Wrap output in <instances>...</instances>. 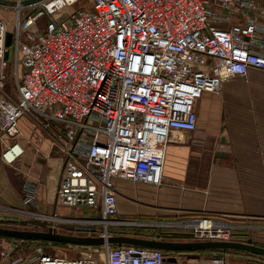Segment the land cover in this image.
I'll list each match as a JSON object with an SVG mask.
<instances>
[{
  "label": "built area",
  "instance_id": "2783aa9c",
  "mask_svg": "<svg viewBox=\"0 0 264 264\" xmlns=\"http://www.w3.org/2000/svg\"><path fill=\"white\" fill-rule=\"evenodd\" d=\"M81 1L0 0V10L16 15L13 94L6 92L7 23L0 17V163L14 169L21 163L26 149L17 139L26 118L41 129L31 128L37 141L50 137L48 148L57 154L47 204L101 217L30 211L32 183L24 185L22 208L0 206V213L46 222L57 234L61 224L107 238L108 226L125 222L112 219L113 180L160 187L167 147L175 133L196 130L203 95L220 94L225 81L246 79L250 70L264 72V0H86L78 11H65ZM178 224L189 242H230L244 230L206 216ZM25 241L0 238V264H164L170 256L182 262L130 245L90 246L75 258L50 256L39 246L25 249Z\"/></svg>",
  "mask_w": 264,
  "mask_h": 264
},
{
  "label": "crops",
  "instance_id": "0c3cea01",
  "mask_svg": "<svg viewBox=\"0 0 264 264\" xmlns=\"http://www.w3.org/2000/svg\"><path fill=\"white\" fill-rule=\"evenodd\" d=\"M196 110V130L175 133L167 147L160 187L113 180L119 214L175 220L212 217L243 227L252 234L254 245L264 247V72L250 70L246 79L225 81L221 93L204 94ZM28 127L31 134L21 144L26 151L18 167L0 164V203L22 208L24 185L32 183L35 208L29 210L54 209L47 202L56 185L57 154L48 148L50 142H38L29 123ZM236 235L241 236H235V242L250 241L247 234L243 239L242 234ZM25 242V249L37 247L35 241ZM219 255L226 264H247L244 260L264 264V257L246 252ZM186 256V264H211L206 252Z\"/></svg>",
  "mask_w": 264,
  "mask_h": 264
},
{
  "label": "rangeland",
  "instance_id": "374dc122",
  "mask_svg": "<svg viewBox=\"0 0 264 264\" xmlns=\"http://www.w3.org/2000/svg\"><path fill=\"white\" fill-rule=\"evenodd\" d=\"M10 2V1H7ZM16 1H11L10 3L14 4ZM86 3V0H82L80 3H77L75 5H73L70 8L65 9V11L69 12V13H73L76 12L80 9V6H82L83 4ZM83 10L86 11H91V9H85V8H81ZM15 12L11 11H2L0 10V17L2 19H4L7 23V34H6V40H5V48L6 51H9L10 53V58L8 60L9 66L6 70V73L8 75V85L6 87V92L8 94H13L15 91V79H14V65L13 63V50H14V41H15V37H14V33H15V28H14V20H15ZM42 22H44L42 20ZM42 22H40V25H42ZM19 76L22 74V70H19ZM28 123L30 124L31 122H28V120L26 118L22 119L19 121L20 124V128L22 130V135L21 137H19L17 139V142L20 144H23L24 138L25 136H29L31 134L30 129L28 127ZM30 126L32 127V129L34 131H36L37 133H41V129L40 127H38L35 124H30ZM52 132V130L50 131ZM45 140L48 142H51V138L46 136ZM1 164V163H0ZM2 165V164H1ZM14 172L11 171V176H13ZM18 175V174H17ZM21 175V174H20ZM17 176V177H21V176ZM15 178V177H13ZM21 203V201L19 202V204ZM0 206L4 207L6 205H4L3 203H0ZM14 206L18 207L17 205L14 204ZM21 208V207H18ZM32 211H36L39 214H43V215H52L55 214L57 217H65V218H93L96 214L90 210V209H85V208H70V207H64L61 206L59 203H57L53 208L50 209H44V210H32ZM170 217L166 218L164 217H159V218H147L144 216H131V215H120L118 208H117V214L112 218L115 220H119V221H125L127 223H123L124 225H113V226H108L107 228V233L111 236H128V237H135V238H142V239H158L163 233H178V235L171 237V240H175L178 242H186L187 240L190 239V237H187L185 234L188 233L187 230H185V228L181 227L179 223V221L182 220H189V219H195L192 218L191 216H186L185 218H181L179 220H175V218L169 219ZM175 220V221H174ZM129 222V223H128ZM134 224V225H127V224ZM140 223H159L161 226H157V227H150V226H139L141 225ZM167 223V224H165ZM172 224V225H169ZM176 224V225H174ZM61 228L59 229L57 232L59 234L62 235H70V236H76V237H88L90 236V234H88V232L86 231H77L74 232L72 230V227L70 225H61L59 224ZM138 225V226H135ZM50 226V225H49ZM0 227L1 228H6V229H11V230H25V231H33V232H46L49 231V227L46 226V222H42V221H37V220H31V222H26L23 224H1L0 223ZM95 230H97V233H102L103 229L102 227H98L97 229L95 228ZM245 230V229H244ZM235 234L231 237V241H233L235 236H241V235H236V234H242V239L244 237H246V234L248 235L247 239L250 240L252 239L251 237V233L250 232H246L245 231H237L234 232ZM91 236H94L93 234H91ZM241 239V240H242ZM36 243L37 246L41 247L42 250L50 255V256H58V257H67V258H75L81 254H84L86 252H90L89 248L90 246H76V245H67V244H54V243H41V242H34ZM245 243L247 244H254L252 243V241H246ZM231 254H240L243 255L245 254V252H240V251H232L230 252ZM186 254L189 253H172V255H175L179 258H181L182 262H184V264L188 263V257L186 256ZM207 258L211 259L210 256H207ZM237 259H239V262H243L244 259H242L241 257H231V260L236 261ZM206 261V259H204ZM247 264L253 263L252 261H246L244 260Z\"/></svg>",
  "mask_w": 264,
  "mask_h": 264
},
{
  "label": "water",
  "instance_id": "95a60500",
  "mask_svg": "<svg viewBox=\"0 0 264 264\" xmlns=\"http://www.w3.org/2000/svg\"><path fill=\"white\" fill-rule=\"evenodd\" d=\"M38 0L23 1V3L35 2ZM10 3V2H7ZM10 58L9 51L5 54V60L8 61ZM223 141V139H222ZM97 218L101 217L100 213L96 214ZM26 220L17 216L9 215L6 213H0L1 224H23ZM138 226V225H135ZM139 226H150L157 227L161 226L159 223H149L148 225ZM0 237L11 238V239H22L32 241H44L52 243H60L67 245L76 246H104V245H130L138 246L148 249H158L165 252H186L193 250H221V251H240L246 252L260 257H264V247L241 243V242H163L157 239H142L128 236H109L104 237H76L70 235L57 234L51 230L46 232H33L25 230H11L0 227ZM164 264H177L175 257H167L164 260ZM250 264H261V263H250Z\"/></svg>",
  "mask_w": 264,
  "mask_h": 264
},
{
  "label": "trees",
  "instance_id": "16d2710c",
  "mask_svg": "<svg viewBox=\"0 0 264 264\" xmlns=\"http://www.w3.org/2000/svg\"><path fill=\"white\" fill-rule=\"evenodd\" d=\"M173 235V234H172ZM175 236V235H174ZM177 236V235H176ZM35 242H41V243H49V242H44V241H35ZM52 243V242H51ZM54 244H60V243H54ZM200 252H206V253H209V256L210 257H213V258H215V257H220V256H222V255H219V254H221V252L222 253H228L229 251H221V250H206V251H201V250H193V251H186V252H182V253H200ZM231 252V251H230ZM169 253V255H172V253H174V252H168ZM175 253H177V252H175ZM178 253H180V252H178Z\"/></svg>",
  "mask_w": 264,
  "mask_h": 264
},
{
  "label": "flooded vegetation",
  "instance_id": "af4514ba",
  "mask_svg": "<svg viewBox=\"0 0 264 264\" xmlns=\"http://www.w3.org/2000/svg\"><path fill=\"white\" fill-rule=\"evenodd\" d=\"M174 235H169L168 233H163L157 240L163 241V242H178L175 240H171L170 238L173 237ZM164 254L168 255V252L163 251Z\"/></svg>",
  "mask_w": 264,
  "mask_h": 264
},
{
  "label": "bare ground",
  "instance_id": "6f19581e",
  "mask_svg": "<svg viewBox=\"0 0 264 264\" xmlns=\"http://www.w3.org/2000/svg\"><path fill=\"white\" fill-rule=\"evenodd\" d=\"M122 223H127V222H122ZM140 224H141V225H148L149 223H143V224L140 223ZM127 225H134V224H131V223H130V224H127ZM174 225H176V224H174Z\"/></svg>",
  "mask_w": 264,
  "mask_h": 264
}]
</instances>
